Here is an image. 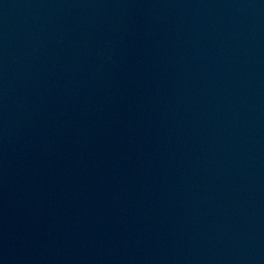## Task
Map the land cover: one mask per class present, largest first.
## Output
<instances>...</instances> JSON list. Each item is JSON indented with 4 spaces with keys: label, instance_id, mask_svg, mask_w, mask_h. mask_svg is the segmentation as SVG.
<instances>
[{
    "label": "water",
    "instance_id": "1",
    "mask_svg": "<svg viewBox=\"0 0 264 264\" xmlns=\"http://www.w3.org/2000/svg\"><path fill=\"white\" fill-rule=\"evenodd\" d=\"M71 114L224 264H264V0H0Z\"/></svg>",
    "mask_w": 264,
    "mask_h": 264
}]
</instances>
